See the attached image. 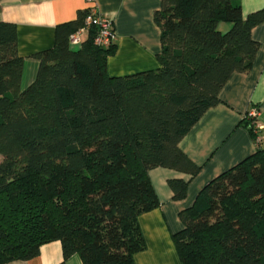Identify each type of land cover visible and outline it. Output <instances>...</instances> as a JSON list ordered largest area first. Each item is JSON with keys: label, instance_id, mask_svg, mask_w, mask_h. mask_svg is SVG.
Masks as SVG:
<instances>
[{"label": "trees", "instance_id": "trees-1", "mask_svg": "<svg viewBox=\"0 0 264 264\" xmlns=\"http://www.w3.org/2000/svg\"><path fill=\"white\" fill-rule=\"evenodd\" d=\"M88 14L56 25L23 90L16 25L0 21V264L53 240L83 264H135L145 248L138 216L160 204L149 170L198 173L178 143L229 77L250 69L251 31L264 23V6L244 16L241 0H161L159 66L110 76L116 43L96 45L97 27L77 49L69 43ZM240 123L257 148L180 211L172 239L182 264H264V146L251 117ZM168 185L185 196L187 181Z\"/></svg>", "mask_w": 264, "mask_h": 264}, {"label": "crops", "instance_id": "crops-1", "mask_svg": "<svg viewBox=\"0 0 264 264\" xmlns=\"http://www.w3.org/2000/svg\"><path fill=\"white\" fill-rule=\"evenodd\" d=\"M161 0H0V21L16 25L18 54L24 58L21 90L37 74L39 61L34 53L54 44L57 24L74 19L79 10L96 9L113 22L116 50L108 56L106 70L110 76L130 74L159 66L160 28L153 14ZM264 6V0H241L242 13ZM259 43L252 66L234 72L218 93L219 103L207 109L190 131L179 141V148L200 169L194 176L174 169L156 167L148 175L160 202L159 206L140 214L138 223L145 248L134 253L135 264H182L172 234L183 228L181 210L190 207L201 188L212 178L255 152L257 144L240 121L249 110L260 123V145L264 146V23L251 31ZM187 181L183 198L175 199L168 180ZM4 264H83L78 254L64 258L60 240L40 246L30 259Z\"/></svg>", "mask_w": 264, "mask_h": 264}, {"label": "built area", "instance_id": "built-area-1", "mask_svg": "<svg viewBox=\"0 0 264 264\" xmlns=\"http://www.w3.org/2000/svg\"><path fill=\"white\" fill-rule=\"evenodd\" d=\"M90 26H95L98 28L97 33L94 37V43L96 45L108 47L110 44L116 41V35L113 29L112 20L104 15L103 13L98 12L96 9H91L89 14L86 16L84 21V26L76 30L75 32L69 35V43L71 46H77L82 43V41L88 35V29ZM256 111L249 110L248 116H256ZM255 132H259L263 127L260 123H254ZM260 137L257 136V143H259Z\"/></svg>", "mask_w": 264, "mask_h": 264}, {"label": "rangeland", "instance_id": "rangeland-1", "mask_svg": "<svg viewBox=\"0 0 264 264\" xmlns=\"http://www.w3.org/2000/svg\"><path fill=\"white\" fill-rule=\"evenodd\" d=\"M79 47V45H77V46H72V48H75V49H77Z\"/></svg>", "mask_w": 264, "mask_h": 264}]
</instances>
